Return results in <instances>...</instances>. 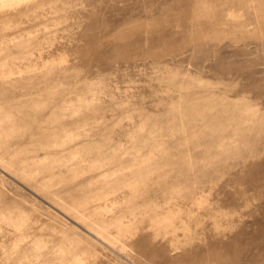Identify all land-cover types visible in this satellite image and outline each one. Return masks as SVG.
Segmentation results:
<instances>
[{
	"label": "rangeland",
	"instance_id": "374dc122",
	"mask_svg": "<svg viewBox=\"0 0 264 264\" xmlns=\"http://www.w3.org/2000/svg\"><path fill=\"white\" fill-rule=\"evenodd\" d=\"M0 264H264V0H0Z\"/></svg>",
	"mask_w": 264,
	"mask_h": 264
}]
</instances>
